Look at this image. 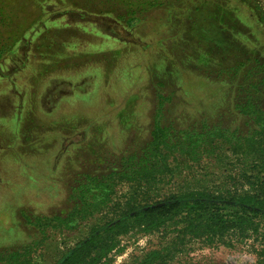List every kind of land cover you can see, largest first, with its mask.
Instances as JSON below:
<instances>
[{"label":"rangeland","instance_id":"374dc122","mask_svg":"<svg viewBox=\"0 0 264 264\" xmlns=\"http://www.w3.org/2000/svg\"><path fill=\"white\" fill-rule=\"evenodd\" d=\"M2 46L0 249L41 239L35 264H54L133 203L248 190V176L264 170L261 142L245 151L221 145L200 164L168 154L171 172L150 183L119 181L110 206L74 231L40 233L27 220L65 205L80 172L101 171L144 142L158 90L169 122L205 115L229 123L230 88L218 66L246 54L264 59V0H0ZM163 228L119 234L97 264H264L254 238L208 244Z\"/></svg>","mask_w":264,"mask_h":264},{"label":"trees","instance_id":"16d2710c","mask_svg":"<svg viewBox=\"0 0 264 264\" xmlns=\"http://www.w3.org/2000/svg\"><path fill=\"white\" fill-rule=\"evenodd\" d=\"M194 1L199 0H187ZM3 49L2 46L0 55ZM246 55L230 67L222 62L218 66V74L224 75L223 80L230 88L229 123L210 122L205 115L186 126L169 122L164 114L166 98L158 90V106L144 142L122 152L101 171L80 172L70 187L65 205L52 214L34 218L27 215V220L40 233L49 227L74 231L110 206L119 181L150 183L171 172L168 154L186 156L200 164L206 157L215 156L221 145L239 151L253 150L259 142L264 147V59ZM261 172V175L248 176L252 186L244 191L214 193L196 189L172 193L145 204L135 200L139 204L133 203L120 217L96 227L54 264H97L115 238L134 226L150 231L170 228L177 238L191 236L208 244L234 245L236 241L254 238L256 242L251 246L260 257L264 254V170ZM41 242L35 239L0 249V264H35L34 254Z\"/></svg>","mask_w":264,"mask_h":264}]
</instances>
